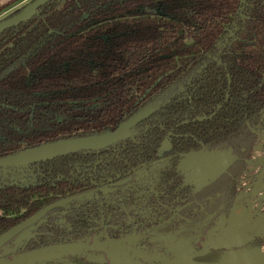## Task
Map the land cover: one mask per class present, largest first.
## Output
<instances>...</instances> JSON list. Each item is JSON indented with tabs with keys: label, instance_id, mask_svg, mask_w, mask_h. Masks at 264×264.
<instances>
[{
	"label": "trees",
	"instance_id": "trees-1",
	"mask_svg": "<svg viewBox=\"0 0 264 264\" xmlns=\"http://www.w3.org/2000/svg\"><path fill=\"white\" fill-rule=\"evenodd\" d=\"M171 90L124 142L0 169V235L92 192L47 213L0 259L88 244L99 232L112 242L144 235L139 247L168 259L183 243L195 255L209 216L236 192L257 140L251 131L264 127V0L55 1L0 34V158L112 131ZM197 153L232 164L194 189L178 166ZM140 169L148 173L136 180Z\"/></svg>",
	"mask_w": 264,
	"mask_h": 264
},
{
	"label": "rangeland",
	"instance_id": "rangeland-1",
	"mask_svg": "<svg viewBox=\"0 0 264 264\" xmlns=\"http://www.w3.org/2000/svg\"><path fill=\"white\" fill-rule=\"evenodd\" d=\"M9 1L11 0H0V4ZM29 2L30 0L10 2L4 10L0 11V21ZM256 135L257 140L251 151L250 159L247 160L245 169L237 180L238 192L232 205L235 206L231 210V216L236 220L235 227L230 233V237L235 241L233 246L247 245L248 243H243L251 241L252 235L264 237V127ZM168 147L167 143L162 148L168 149ZM230 163L231 161H226L222 164L220 156L197 153L186 155L179 168L186 174L187 182L199 188L219 175L223 167ZM27 231H23L13 239L12 244L16 246L21 239L27 238L29 236ZM103 247L107 253L77 252L75 254L83 253L84 257L93 264H159L167 259L165 255L155 251L142 252L134 245L133 240L120 241ZM251 250L248 249L249 252ZM172 256L192 257V251L187 249L186 244L183 243L172 249ZM28 263L34 262L28 261Z\"/></svg>",
	"mask_w": 264,
	"mask_h": 264
},
{
	"label": "water",
	"instance_id": "water-1",
	"mask_svg": "<svg viewBox=\"0 0 264 264\" xmlns=\"http://www.w3.org/2000/svg\"><path fill=\"white\" fill-rule=\"evenodd\" d=\"M51 1L52 0H34L14 16L0 21V34L13 27L19 26L21 23L31 20L38 8L45 6ZM60 1L61 0H58V2ZM156 110V104L147 106L122 122L114 130L102 134L64 139L21 150L13 155L0 158V169L24 167L82 151L104 150L118 142L130 138L133 134V127L150 117ZM87 196L88 194L76 195L74 197L49 205L48 207L37 212L32 217L1 234L0 249L10 243V241L19 233L35 225L39 220L44 218L48 212L56 208L63 207L70 202L81 200ZM84 250H100L104 253H107L105 248H93L88 246L86 243H68L48 246L25 253L14 254L12 258L0 259V264H30L28 261L34 262L32 264H54L56 261H62L63 264H70L67 263L65 258ZM50 256L52 257L50 258ZM193 257L194 256H176L172 259H166L159 264H200L195 262ZM218 264H223L222 258Z\"/></svg>",
	"mask_w": 264,
	"mask_h": 264
},
{
	"label": "flooded vegetation",
	"instance_id": "flooded-vegetation-1",
	"mask_svg": "<svg viewBox=\"0 0 264 264\" xmlns=\"http://www.w3.org/2000/svg\"><path fill=\"white\" fill-rule=\"evenodd\" d=\"M34 0H30V2L28 3V4H26V5H24L21 9H19V10H16L15 12H13V13H11L9 16H7L5 19H8V18H10V17H12V16H14L15 14H17L18 12H20V10H22L24 7H26L27 5H29L30 3H32ZM57 2V3H60V2H62L63 0H61L60 2H58V0H52L51 2ZM51 2H49V3H51ZM48 4V3H47ZM40 9H41V7L40 8H38L37 10H36V12H35V15H37V14H39V12H40ZM34 15V16H35ZM34 18V17H33ZM32 18V19H33ZM5 19H3V20H5ZM30 21V20H29ZM173 92V90H171V91H169L168 93H166L165 95H163V97H161V98H159V99H157V100H155L154 101V103L152 104V105H157V109H158V103H159V101L160 100H162L163 98H165V97H167V96H169L171 93ZM157 112V110L150 116V117H152L155 113ZM150 117H148V118H150ZM147 118V119H148ZM147 119H145V120H147ZM144 120V121H145ZM143 122V121H142ZM141 122V123H142ZM141 123H139V124H141ZM139 124H137V125H139ZM136 125V126H137ZM135 126V127H136ZM135 127H133V129L135 128ZM132 129V130H133ZM133 132V131H132ZM252 132V134H257V132H254V131H251ZM133 135V134H132ZM257 136V135H256ZM131 138V137H130ZM130 138H128V139H130ZM128 139H126V140H128ZM126 140H124V141H126ZM124 141H121V142H124ZM121 142H118V143H121ZM168 143V145H169V142L167 141V140H165V141H163V143H162V145H161V151L163 152V151H168L169 149H170V145H169V147H168V149H166V148H162V147H164L166 144ZM117 144V143H116ZM115 145V144H114ZM113 146V145H112ZM111 147V146H110ZM109 148V147H108ZM107 149V148H106ZM101 151V150H100ZM162 154L160 153L159 154V156H161ZM186 156V155H185ZM185 156H184V158H185ZM184 158L181 160V162L184 160ZM165 161H166V159L165 158H161V159H158V160H156V161H154L152 164H151V166L152 167H155V166H158V165H162L163 163H165ZM226 161H231V160H226ZM225 161V162H226ZM180 162V163H181ZM221 162H222V160H221ZM247 162V161H246ZM246 162H245V164H246ZM224 162H222V164H223ZM232 164V161H231V163L229 164V165H227V166H230ZM180 165V164H179ZM226 166V167H227ZM178 168H179V166H178ZM244 169H245V167H244ZM179 170L182 172V170L179 168ZM244 171V170H243ZM146 173H148L146 170H143V169H140V170H137L135 173H134V175H133V178L134 179H136V180H139L140 178H142L143 176H145V174ZM183 173V175H184V181H185V183L186 184H190V185H192L193 186V188L194 189H199L201 186H203V185H205V184H203V185H201L199 188H197V187H195L193 184H191V183H188L187 182V180H186V174L184 173V172H182ZM243 173V172H242ZM241 173V174H242ZM131 179V177H129V178H127V179H124V180H122V181H120V182H118V183H116V185H120V184H124V183H126L127 181H129ZM232 178H231V176H229V180H231ZM235 194H234V196L231 198L229 195L226 197L227 198V200H226V206H225V208H224V210L222 211V212H219V213H217V214H211L210 216H209V222H208V224H209V226H208V228L204 231V233H203V235L201 236V238H200V241H199V243H198V245H197V247H198V252L195 254V255H193L192 254V256H194V257H199V256H204L205 255V258H204V260L205 261H210V259L211 258H209V256H216V257H219V258H222V256L227 252V251H229V250H232V251H234V250H238V249H242V250H244V252L246 253L247 251H248V248H254V249H261V248H263L264 247V237L263 236H259V235H252V237H250L248 234V236L250 237V239H251V241L247 244V245H238V246H233V247H231V248H221V247H218V248H214V247H211L210 246V242H211V240L213 239V238H215V236H218V235H220L221 233H222V230L223 229H225L228 225H229V223H231V222H233L235 219L234 218H232V216H231V210H232V208L235 206H232L233 205V202H234V199H235V197H236V195H237V192H238V184H237V182H236V187H235ZM83 194H88V196L87 197H85V198H89L90 196H91V194H92V192H86V193H83ZM79 195H81V194H79ZM74 197V196H73ZM69 198H71V197H69ZM66 199H68V198H66ZM84 199V198H83ZM63 200H65V199H63ZM82 200V199H81ZM60 201H62V200H60ZM77 201H80V200H77ZM57 202H59V201H57ZM57 202H55V203H57ZM76 202V201H75ZM70 203H72V202H70ZM54 204V203H53ZM69 204V203H68ZM67 204V205H68ZM52 205V204H51ZM67 205H65V206H67ZM65 206H63V207H65ZM48 207V206H47ZM63 207H60V208H63ZM46 208V207H45ZM57 209V208H56ZM245 209V208H244ZM41 211V210H40ZM49 213V212H48ZM46 216V215H45ZM45 218V217H44ZM44 218H42V219H44ZM226 218V219H225ZM41 219V220H42ZM41 220H39V221H41ZM38 221V222H39ZM37 222V223H38ZM36 223V224H37ZM34 226V225H33ZM32 226V227H33ZM31 228V227H30ZM246 232V231H245ZM22 233V232H21ZM29 233V232H28ZM20 234V233H19ZM18 234V235H19ZM17 235V236H18ZM31 235H33V233H29V236L28 237H30ZM104 233L103 232H99V233H96V234H94L93 236H89V238H90V240L88 241V246H90V247H93V248H97V249H101V248H104L103 246L104 245H108V244H114V243H118V242H120V241H128V240H133V243H134V245L138 248V249H140L142 252H146V251H148V250H145V248H141V247H139V245H140V243H139V241H143L144 240V238H146L144 235H141V234H132V235H130V236H128V237H126L125 239L124 238H121V239H118V241H116V242H112V241H109V240H103V239H105L104 238ZM16 236V237H17ZM16 237H14L13 239H15ZM27 237V238H28ZM101 239V241H97L98 239ZM12 239V240H13ZM26 239V238H25ZM11 240V241H12ZM22 240H24V239H21V241ZM10 241V242H11ZM138 243H139V245H138ZM140 246H142V245H140ZM142 247H144V246H142ZM244 248H247V249H244ZM10 251H12V250H10ZM107 251V250H106ZM81 252V251H80ZM82 252H92V253H95V254H98V253H102V251H100V250H88V251H82ZM153 252V251H152ZM17 253H20V252H17ZM16 253V254H17ZM104 253V252H103ZM172 253V252H171ZM244 253V254H245ZM244 254H242L241 256H243ZM14 255V254H13ZM12 255V256H13ZM12 256H10L9 258H12ZM166 256V255H165ZM193 257V258H194ZM196 257V258H197ZM166 258L168 259V257L166 256ZM196 258H195V260H196ZM67 259L69 260V261H74V263H76V264H93L91 261H89V260H87L86 259V257H84V255H83V253H79V254H75V255H72V256H69L68 258H66V261H67ZM54 264H63L62 263V261H56V263H54ZM155 264V263H154Z\"/></svg>",
	"mask_w": 264,
	"mask_h": 264
},
{
	"label": "bare ground",
	"instance_id": "bare-ground-1",
	"mask_svg": "<svg viewBox=\"0 0 264 264\" xmlns=\"http://www.w3.org/2000/svg\"><path fill=\"white\" fill-rule=\"evenodd\" d=\"M236 220H234L230 226L222 230V233L215 236L210 242V246L214 248H231L235 241L230 237V233L235 227ZM242 245V244H240ZM252 249L250 252H244L242 249L229 250L222 256L223 264H264V248L263 249ZM245 253V254H244ZM244 254L243 256H241ZM236 258L235 261L234 258Z\"/></svg>",
	"mask_w": 264,
	"mask_h": 264
}]
</instances>
